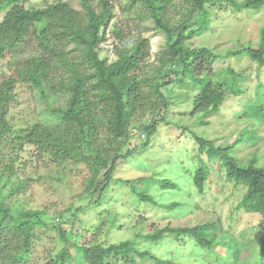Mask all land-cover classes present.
<instances>
[{
  "label": "rangeland",
  "instance_id": "obj_1",
  "mask_svg": "<svg viewBox=\"0 0 264 264\" xmlns=\"http://www.w3.org/2000/svg\"><path fill=\"white\" fill-rule=\"evenodd\" d=\"M56 1L79 10L76 0H28L24 6L40 8ZM169 1L172 24L184 21L189 0ZM127 3L128 0H108L114 18L105 29L99 57L108 63L115 60L113 26L125 40H145L148 55L134 72L142 87L141 97L126 124V137L115 139L109 123L102 120L91 139V150L104 151L109 159L117 153L127 156L117 160L113 178L102 194L88 192V180L101 181L104 170L87 157L84 146L78 158L54 162L18 138L35 125L75 136L78 129L62 118L69 93L60 88L50 89L44 83L35 87L23 82L15 90V101L8 113L12 131L0 141V207L42 211L45 224L34 229L29 258L24 264L52 263L54 255L64 251L70 253L65 264H83V246L108 247L167 224L192 227L205 223L218 226L214 232L216 243L211 248L198 247L193 239L174 236L157 242L137 239L134 246L170 264H264L260 216L237 209L245 189L227 180L221 162L208 160L195 139L210 140L216 148L234 145V155L241 163L255 158L257 166L264 165V123L243 114H249L252 106L264 105V66L246 56L226 57L228 51L259 45L264 7L258 11H236L230 2L222 0L208 7L207 32L186 43L190 48L207 47L223 57L212 66L213 81L230 78L228 69L240 76L239 93H226L220 111L205 119L208 125H200L201 115L190 113L197 93L191 81L184 79L178 83L177 78L173 85L159 88L162 96L154 91L155 84H159L157 56L164 50L166 37L156 29L152 19L131 10L127 12ZM42 55V47L28 33L16 48L0 58V81L7 78L11 68ZM167 69L177 68L172 64L161 72ZM153 124L156 132L151 135L145 128ZM199 158L209 167L202 192L192 182ZM146 178L168 180L175 187L162 190L141 181ZM140 194L152 196L156 205L142 201ZM172 203L178 206L172 210L160 207ZM237 247L240 254L234 262L231 254ZM109 263L125 264V261L114 258ZM143 264L154 263L146 260Z\"/></svg>",
  "mask_w": 264,
  "mask_h": 264
},
{
  "label": "trees",
  "instance_id": "obj_2",
  "mask_svg": "<svg viewBox=\"0 0 264 264\" xmlns=\"http://www.w3.org/2000/svg\"><path fill=\"white\" fill-rule=\"evenodd\" d=\"M27 1L0 0V58L16 48L28 33L38 41L44 55L24 60L11 68L7 78L0 81V141L12 131L8 113L15 101L18 85L25 82L36 87L44 83L50 89L67 91L70 97L62 118L78 129L75 136L58 134L35 125L18 138L23 143L35 146L40 154H47L54 162L78 158L82 155L81 147L84 146L87 157L95 160L104 170L101 181L95 183V178L88 180V192L94 194L97 191L102 194L113 178L117 160L127 156L117 153L109 159L104 151L91 150V139L102 120L109 123V130H112L115 139L126 137V124L141 97L142 87L134 72L148 55L146 42L143 39L125 40L116 26L111 27V35L116 39V44L112 45L115 60L108 63L106 59L99 57V47L105 40V29L114 18L108 0H76L79 10L61 1L40 8H26L24 5ZM221 1L189 0L186 19L174 24L169 17L172 7L169 0H128L126 5L127 12L131 10L140 17L152 19L156 29L166 37L164 50L157 56L159 76L156 77V82L159 84H155L154 91L162 96L159 88L173 85L177 78L178 83L184 79L191 81L197 88V93L193 97L190 113L201 115L203 120L200 125H208L209 122L205 119L220 111L226 93H239L237 83L240 76L229 69L230 78L212 80V66L223 59L222 56L207 47L190 48L186 44L192 38L207 32L210 23L208 7ZM227 1L236 11H258L264 7V0ZM236 56H246L263 67L264 29L261 30L257 47L242 46L226 54L227 58ZM172 64L176 70L161 72ZM164 105L167 106V103ZM249 111V114L243 113L244 117L264 123L263 104L252 106ZM145 131L155 134L156 124L145 128ZM195 139L200 152H204L208 160L221 162L227 180L245 189L237 209L260 216V237L264 245V165L257 166L255 158L241 163L234 155V145L216 148L210 140L198 137ZM208 173L209 167L199 158V166L192 175L197 191L202 192ZM141 181L157 185L162 190L175 187L164 179L146 178ZM140 199L156 205L149 194H140ZM176 206L177 203H172L160 207L172 210ZM42 217L43 212L39 210L0 207V264H24L28 260L34 229L45 225ZM216 230V223L192 227L167 224L152 233L144 236L136 233L134 239L108 247L100 244L83 246L81 258L83 264H110L109 259L114 258L123 259L125 264H143L146 260L154 264H170L149 251L137 250L135 241L143 239L157 242L167 236H174V239L187 237L193 239L198 247L211 248L216 243ZM239 254L240 249L237 247L231 254L234 262ZM54 256V261L48 264H65L70 259V253L66 251Z\"/></svg>",
  "mask_w": 264,
  "mask_h": 264
},
{
  "label": "built area",
  "instance_id": "obj_3",
  "mask_svg": "<svg viewBox=\"0 0 264 264\" xmlns=\"http://www.w3.org/2000/svg\"><path fill=\"white\" fill-rule=\"evenodd\" d=\"M143 137V136H142Z\"/></svg>",
  "mask_w": 264,
  "mask_h": 264
}]
</instances>
